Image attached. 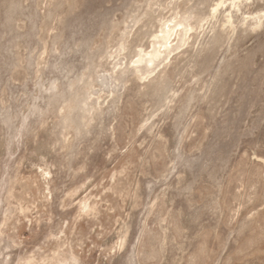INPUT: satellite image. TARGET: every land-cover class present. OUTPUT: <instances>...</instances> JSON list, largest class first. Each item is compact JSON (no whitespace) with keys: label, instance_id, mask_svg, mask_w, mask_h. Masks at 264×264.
Wrapping results in <instances>:
<instances>
[{"label":"rangeland","instance_id":"obj_1","mask_svg":"<svg viewBox=\"0 0 264 264\" xmlns=\"http://www.w3.org/2000/svg\"><path fill=\"white\" fill-rule=\"evenodd\" d=\"M215 2L0 0V264H264V0Z\"/></svg>","mask_w":264,"mask_h":264},{"label":"bare ground","instance_id":"obj_2","mask_svg":"<svg viewBox=\"0 0 264 264\" xmlns=\"http://www.w3.org/2000/svg\"><path fill=\"white\" fill-rule=\"evenodd\" d=\"M242 1H248V0H216L215 4L213 5L211 11H210V15L209 18H213L215 13L219 10L220 7H224L226 5L227 2H229V10L230 9H237L239 4L242 3ZM149 7V6H148ZM228 14L225 15V20L222 22L223 26H229V29L232 28V19L230 16V12H227ZM226 14V13H225ZM238 15V14H237ZM243 15V14H242ZM249 17L252 18V28H256L258 26H261L260 24L263 23L264 21V10L258 11L256 12L254 15H249L245 18H243V22H245ZM186 19L181 20L180 22H177L176 24H174L172 27L171 25H169V22L164 21L163 23H165V25L161 26V31L158 32L160 33L158 37H156V42L153 45V50L152 52H150L147 56L143 57H139L138 60L135 62L137 64L140 63H144L143 65L148 68L151 67L152 65H154V63H156V61L158 62V59H160L163 55V59L161 62L166 61L169 56L176 50L181 49L183 46H185V42L187 40L186 39V35L188 33V30L191 29L188 25L185 24L184 26V21ZM174 20H172L173 23ZM202 21V20H201ZM200 21V23H201ZM130 22V21H129ZM202 26V24H199ZM183 27V29L181 31H177L176 29ZM200 27V26H199ZM191 31V30H190ZM191 34V33H190ZM172 37H176L178 41L177 45H175L174 48H169V45L171 44V39ZM141 52V51H140ZM145 55V54H144ZM160 62V61H159ZM153 72V70H149L148 72L142 73V75L148 73Z\"/></svg>","mask_w":264,"mask_h":264}]
</instances>
